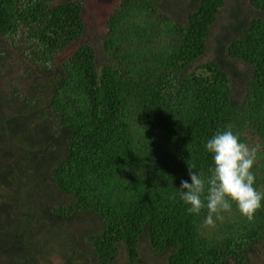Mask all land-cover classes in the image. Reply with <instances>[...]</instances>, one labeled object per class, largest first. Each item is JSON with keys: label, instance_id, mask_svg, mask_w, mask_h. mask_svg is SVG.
<instances>
[{"label": "trees", "instance_id": "trees-1", "mask_svg": "<svg viewBox=\"0 0 264 264\" xmlns=\"http://www.w3.org/2000/svg\"><path fill=\"white\" fill-rule=\"evenodd\" d=\"M119 0L101 51L81 42L79 1L0 0V264H255L264 200L205 226L181 180L210 176L207 141L231 129L258 147L264 192V0L226 55L247 67L234 95L216 62L197 65L223 0ZM252 143V144H251ZM147 244V253L140 244Z\"/></svg>", "mask_w": 264, "mask_h": 264}, {"label": "clouds", "instance_id": "clouds-1", "mask_svg": "<svg viewBox=\"0 0 264 264\" xmlns=\"http://www.w3.org/2000/svg\"><path fill=\"white\" fill-rule=\"evenodd\" d=\"M258 147L250 148L241 142L230 128L217 131L206 143L214 162V167L209 169L210 176L205 178L189 166L191 183L181 180L180 198L188 205V213L200 215L206 208L204 224L213 226V217L222 220V213L231 211L235 203L240 213L252 222L264 200V192L254 187L252 171Z\"/></svg>", "mask_w": 264, "mask_h": 264}, {"label": "rangeland", "instance_id": "rangeland-1", "mask_svg": "<svg viewBox=\"0 0 264 264\" xmlns=\"http://www.w3.org/2000/svg\"><path fill=\"white\" fill-rule=\"evenodd\" d=\"M65 0H50L55 5ZM81 3L83 12L84 32L81 42L88 43L94 48L97 58L105 61L101 51V39L105 32V20L118 6L119 0H76ZM198 0H185L179 4L169 6L164 15L179 17L183 20L188 12L197 4ZM255 17H259L249 4L248 0H223L216 21L210 29L206 42V51L198 60L197 65L209 61L216 62L230 77L234 95L244 92L245 84L249 79L250 71L241 63L227 57L226 47L230 40L239 37L242 29ZM252 144V143H251ZM140 251L147 253V244L141 242ZM49 264H58L53 257ZM255 264H264V252L252 258Z\"/></svg>", "mask_w": 264, "mask_h": 264}]
</instances>
